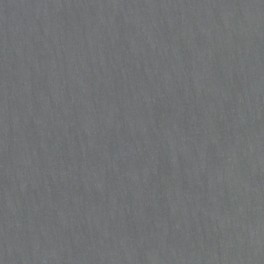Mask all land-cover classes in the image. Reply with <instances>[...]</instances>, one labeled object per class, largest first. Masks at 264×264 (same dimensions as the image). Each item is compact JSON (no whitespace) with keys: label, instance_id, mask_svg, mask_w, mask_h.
<instances>
[{"label":"water","instance_id":"water-1","mask_svg":"<svg viewBox=\"0 0 264 264\" xmlns=\"http://www.w3.org/2000/svg\"><path fill=\"white\" fill-rule=\"evenodd\" d=\"M0 264H264V0H0Z\"/></svg>","mask_w":264,"mask_h":264}]
</instances>
